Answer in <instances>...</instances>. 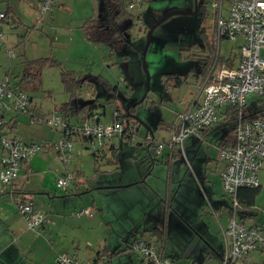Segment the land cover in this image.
<instances>
[{"label": "rangeland", "instance_id": "1", "mask_svg": "<svg viewBox=\"0 0 264 264\" xmlns=\"http://www.w3.org/2000/svg\"><path fill=\"white\" fill-rule=\"evenodd\" d=\"M67 1L64 3L65 7L60 10L58 3L52 8L53 11L64 13L58 20L59 28L54 27L53 31L45 29V32L52 34L53 43L38 34L33 37L37 42L45 40L42 56H47L51 48L52 57H48L57 62V65L41 70L39 80L32 83L34 85L32 92H35L38 101L46 97L44 92L51 95L50 98L56 104L69 101L70 94L63 92L60 76L61 71H65L63 65H66V46L72 48L74 45L72 43L69 47L66 44L69 31L78 25L79 28L82 27L90 17L97 18L103 12L100 6L103 0ZM213 1L205 0L203 9L195 14L174 15L156 27L151 34L144 57L146 28H150L170 11L192 13L195 8L194 0H149L138 11L139 20L134 17L135 12L129 11L126 7L129 17L121 24V28L123 26L125 28L126 42H115L111 46L98 44L94 55L96 60L89 64L90 73L87 75L86 70L80 78L77 77L75 103L77 107L88 100L94 101L95 109L99 113H104L101 116L102 122L110 123L116 103L117 110L127 121V125L133 126V130L132 137L126 141L122 137L112 140L117 150L115 157L105 145L101 154L96 144L73 138L70 162L66 164L69 171L73 173L74 178L82 174L86 186L111 183L110 181L115 180L119 174L124 176L129 173L136 177L141 173L137 184L112 189L116 190V193H110L109 197H104L106 196L104 194L109 193H96L98 203L102 205L105 203L103 209L106 223L111 221L114 223V219L128 212L136 219L134 223L122 221L123 225L120 227L111 223L110 225L117 231L115 233L111 227L94 225L93 231H90V240L94 241L99 237L102 239V235L106 237L109 235L108 237L112 236L115 242L107 251L108 256L115 254L107 258L108 261L104 264H143L141 256L131 249V244L138 238L153 244L166 255L172 254L179 258L194 256L199 250L204 249L207 243L223 253V238L217 217L210 206L214 203L215 197L230 204V198L224 193L220 180L223 163L219 159L218 144L222 140L232 138V125H223L221 120L214 124L208 133L189 135L182 143L184 156L179 146L172 150L166 146L160 156H155L153 151L156 144H165L170 140L169 130L158 127V124L173 126L178 114L197 93L203 76L198 72L204 58L211 57L217 49L223 60L238 59L240 44L238 41L220 40L218 45L214 41L215 16L211 8ZM200 30H204L211 51L207 44H204ZM25 37L27 38V35ZM2 47L0 50H3V54H0V58L5 63L9 57L5 55ZM33 48L39 47L36 48L35 45ZM15 60L13 57L12 62ZM145 71L149 76L148 90ZM3 75V71L0 70V77ZM17 77L15 75L12 79ZM98 77L111 87H116V91L107 93L96 80ZM28 85L29 83L25 84L27 88ZM49 99L45 98L43 105L50 106ZM261 102L264 103L263 97L249 95L246 99V111L250 114L257 113L261 109ZM134 104L136 106L131 110L134 117H127V109ZM43 108L46 109L45 106ZM86 112V109L80 111L81 115H85ZM70 121L72 122L73 118H70ZM150 132L153 135L152 139H149ZM172 152L176 156L171 158ZM151 159L154 161L153 164ZM92 176H96L98 182H93ZM74 189L72 186L71 190ZM88 194L81 195L80 201L87 199L88 205L91 206L92 196ZM105 199L108 201L105 202ZM91 209V215H97L94 209ZM152 228L166 230L164 249H161V244L156 243L155 238L148 232V229ZM117 233L119 237H114Z\"/></svg>", "mask_w": 264, "mask_h": 264}, {"label": "built area", "instance_id": "2", "mask_svg": "<svg viewBox=\"0 0 264 264\" xmlns=\"http://www.w3.org/2000/svg\"><path fill=\"white\" fill-rule=\"evenodd\" d=\"M148 1L129 0L127 9L135 12L134 17L139 20L138 11ZM56 3L58 0H39V15L50 13ZM211 8L215 16L216 45L220 40H242L237 63L232 65L230 58L223 60L216 49L197 93L178 114L176 123L170 127V140L165 144H156L153 151L155 156H160L166 146L171 150L179 146L184 156L182 143L189 135H200L221 120L223 125L231 122L230 143L219 148V159L223 163L220 180L224 193L230 198L231 210V216L222 230L224 251L220 264H233L253 251H264V228L246 226L236 217L239 207L237 191L259 186L258 172L264 159V103L261 102V111L255 114L246 111V99L249 95L264 98V0H214ZM4 18V13L0 12V47L4 39ZM7 112L28 114L29 97L23 90L14 88L9 78H4L0 81V186L12 184L18 178L22 164L44 148L43 143H23L6 136L2 125L3 116ZM36 121L59 130V138L53 143V148L64 164L70 162L73 138L86 140L101 149L117 137L130 139L133 129L127 125L118 110L113 111L112 121L106 124L99 121L98 115L94 113L78 126L70 125L62 115L37 118ZM73 180V175L65 172L56 179L55 186L66 190ZM17 210L28 229H37L42 225L41 210L22 203L17 205ZM76 215L91 216L90 209H81ZM131 249L141 256L143 264H175L170 257L142 238L135 239ZM54 262L93 264L65 253L58 254Z\"/></svg>", "mask_w": 264, "mask_h": 264}, {"label": "crops", "instance_id": "3", "mask_svg": "<svg viewBox=\"0 0 264 264\" xmlns=\"http://www.w3.org/2000/svg\"><path fill=\"white\" fill-rule=\"evenodd\" d=\"M103 1L100 5L101 10H103ZM66 2L68 1H58L59 10L65 7L64 3ZM38 3L39 0H0V7L3 6L4 8H1L0 12L7 15L2 26L5 39H3V47H1L4 48L5 55L9 57V60L5 61V63L0 58V70L4 73L3 77H0V81L3 78H9L12 86L15 81L20 80L25 61L52 57L50 54L51 48L48 50L49 54H46L47 56H42L41 52L44 51L45 40L37 42L33 37L35 34H38L53 43L52 34L50 35L45 32V29L53 31L54 27L59 28L57 27L58 20L60 19V15L64 13L52 10L50 13L41 16L37 10ZM101 16L102 13L97 18L90 17L88 20L101 19ZM54 23L55 25H53ZM51 24L52 26H49ZM79 26L69 31L68 43L66 42V44L69 47L72 46V43L74 45L72 48L66 46V65H63V68L65 71L75 72L76 77L80 78L84 71L87 70V75L90 73L88 70L89 64L96 60L94 55L97 45H93L85 40L82 27L80 29ZM26 35L27 38L25 37ZM238 42L241 43L242 40L238 39ZM35 45L36 48H39L34 49ZM0 54H3L2 49L0 50ZM13 57L16 59L15 62H12ZM237 60L236 58L235 60L230 59V62L232 65H236ZM76 64L80 65L76 66ZM15 75L18 76V79L13 80L12 77ZM22 87V90L29 97V112L28 114L5 113L2 131L9 138L23 143H43L44 148L22 164L18 178L12 184L0 186V264H55V257L61 253L74 256L80 261L92 262L101 251L104 250L108 254V248L110 249L115 244L113 237H108L109 235L107 237L102 235V239L99 237L97 240H90V231H93L94 225L97 224V226L101 227L105 225L106 228L111 227L112 232H117L110 225L112 221L111 223L105 222L104 218L106 217L103 209L105 203L103 205L98 203L96 193H109L104 194L106 195L104 197H109L110 193H116V190L112 189L123 186L130 187L137 184L141 173L136 175V177H134V174L129 173L124 176L119 174L117 178H114L115 180L110 181L111 183H97L94 186H86L83 183L82 174H78L69 188L66 190L57 189L55 186L56 179L65 172L71 173L67 165L60 161L53 148V143L59 138V130L39 124L36 119L49 118L53 114H61L58 107L69 101L56 104L50 98L51 95L44 92L45 98H50L48 100L50 106H46L43 105L45 98H42V101L36 100L35 92H32L34 86L31 83H29L28 88L25 84ZM63 92L67 94L64 90ZM75 99L77 100V98ZM91 105L93 109L89 112L88 109ZM78 108L86 109L85 115H81L80 111L82 109ZM95 108V102L88 100L81 103L80 107L73 109L64 118L66 117L70 125L78 126L90 114L94 113L98 115L99 121L102 122L101 116L104 113H99ZM113 108V110H117L116 103ZM70 118H73L72 122ZM131 127L133 128V126ZM150 135L152 139V133ZM122 139L126 141L124 138ZM112 142L114 141L105 144V147L106 149L109 148L111 155L115 157L117 150L116 145ZM103 149L101 148L98 152L102 154ZM1 156L2 154L0 153V159ZM114 166L116 167V164ZM79 173L81 172L79 171ZM71 174L73 175V173ZM92 180L96 183L98 179L96 176H92ZM258 181V191L252 205L243 207L240 204L236 211V217L246 226L264 228V159L258 172ZM72 186L75 188L74 190H71ZM108 190H112V192H100ZM11 193L13 197H11ZM84 194L92 196L90 198L92 200L91 206L88 205L89 203L87 202L89 200L87 199L80 201L81 195ZM99 195L101 197V194ZM107 201L108 199H105V202ZM21 203L31 204L34 208L42 211L43 222L39 228L28 229L26 227L24 219L17 210V205ZM90 207L94 209V213H97V215H76L78 211L84 208H89L91 213L92 209ZM210 207L213 214L217 217L219 231L222 235V230L226 227L227 220L231 216L230 204H227L223 199L218 200L215 197L214 203ZM132 215L131 212L123 214L119 218L114 219V223L112 224L120 227L123 225L122 221L134 223L136 219ZM153 229L158 228L148 229V232L151 233ZM116 236L119 237V234L117 233L114 237ZM222 254V251L219 252L215 246L212 247L211 244L207 243L204 249L199 250L192 257L179 258L172 254L164 255L170 257L175 264H220ZM233 264H264V251H253L243 260H237Z\"/></svg>", "mask_w": 264, "mask_h": 264}, {"label": "trees", "instance_id": "4", "mask_svg": "<svg viewBox=\"0 0 264 264\" xmlns=\"http://www.w3.org/2000/svg\"><path fill=\"white\" fill-rule=\"evenodd\" d=\"M103 12L101 19L97 20H88L84 23L82 26V32L83 36L86 41L90 42L93 45H98L100 43L112 45L115 42H126V38L124 36L125 28H120V24H122L126 19H128L129 14L126 12V7L129 2V0H104L103 1ZM4 20L3 23L6 20L7 15L4 13ZM148 30V28H146ZM200 36L204 42V44H207V47H209L208 44V38L205 35L204 30H200ZM210 48V47H209ZM211 51V48L209 49ZM213 51V50H212ZM211 57H205L202 65L199 68L198 74L204 75L207 67L209 66ZM57 65V62L50 59V58H40L32 61H25L24 62V70L22 74L20 75V80L15 81L13 87L22 90V86L27 83H33L39 80V75L41 70H43L46 67ZM61 83L63 84L64 91L66 93L70 94L69 102L61 104L58 109L62 113V116H67L71 113L73 109H75L77 106L75 103L77 102L76 98V88H77V82L78 78L75 75V72L72 71H61ZM18 79V78H16ZM100 77H98L96 80L99 81L103 89L107 93H112L116 91V87H111L106 81L99 80ZM33 85V84H32ZM34 86V85H33ZM34 88V87H33ZM32 88V89H33ZM79 107V106H78ZM81 109V108H78ZM93 109L92 105L89 107L88 111L91 112ZM133 107L130 106L127 113V117H131ZM261 111V110H259ZM228 124H231V122H228ZM158 127L166 128L167 130H170V127H166L165 124L159 123ZM132 133V131H131ZM208 133V130L203 131L202 134ZM230 143L229 139L222 140L218 144V148H222L227 146ZM171 158L175 157L176 154L172 152ZM170 157V156H169ZM152 164L153 160L151 159ZM258 187L257 188H241L237 191V200L239 205H243V207H248L252 205V202L257 194ZM243 195V196H242ZM152 237L155 238L156 243L161 244V249L165 248L166 245V230L165 229H153L151 231ZM115 253H112V255L108 256L106 252L101 251L97 254L96 258L92 261L93 264H104L107 260V258L112 257Z\"/></svg>", "mask_w": 264, "mask_h": 264}, {"label": "water", "instance_id": "5", "mask_svg": "<svg viewBox=\"0 0 264 264\" xmlns=\"http://www.w3.org/2000/svg\"><path fill=\"white\" fill-rule=\"evenodd\" d=\"M203 4V0H194V10L192 13H188V12H183V11H170L168 12L167 14H165L164 16H162L157 22H155V24H153L150 28H148L147 30V33H146V47L144 49V52H143V57L145 55V52L147 50V47H148V44H149V40H150V37H151V34L153 32V30L158 27L160 24H162L164 21H166L169 17L171 16H174V15H189V14H195L197 13L199 7ZM145 74H146V87H147V90H148V80H149V76H148V73L147 71H145ZM146 96V94H145ZM144 96V97H145ZM136 104L132 105L131 107H135ZM131 117L133 118L134 116L131 115ZM137 121V120H136ZM140 125H142V123L139 122ZM138 129L135 130V132H137ZM151 134V132H150Z\"/></svg>", "mask_w": 264, "mask_h": 264}, {"label": "flooded vegetation", "instance_id": "6", "mask_svg": "<svg viewBox=\"0 0 264 264\" xmlns=\"http://www.w3.org/2000/svg\"><path fill=\"white\" fill-rule=\"evenodd\" d=\"M204 1H205V0H203V3H204ZM202 9H203V4L199 7V9H198L197 12H199V11L202 10ZM120 28H121V24H120ZM123 28H124V26H123ZM129 108H130V107H129ZM129 108H128V109H129ZM128 109H127V111H128Z\"/></svg>", "mask_w": 264, "mask_h": 264}]
</instances>
